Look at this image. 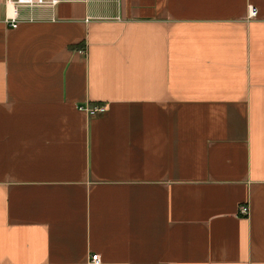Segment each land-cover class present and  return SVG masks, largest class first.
Returning <instances> with one entry per match:
<instances>
[{
  "label": "crops",
  "instance_id": "crops-1",
  "mask_svg": "<svg viewBox=\"0 0 264 264\" xmlns=\"http://www.w3.org/2000/svg\"><path fill=\"white\" fill-rule=\"evenodd\" d=\"M5 13L0 264H264V0Z\"/></svg>",
  "mask_w": 264,
  "mask_h": 264
},
{
  "label": "built area",
  "instance_id": "built-area-1",
  "mask_svg": "<svg viewBox=\"0 0 264 264\" xmlns=\"http://www.w3.org/2000/svg\"><path fill=\"white\" fill-rule=\"evenodd\" d=\"M58 0H3L4 7H8L10 10H12V13H5L4 18L8 22L9 26L14 27L17 23V21L20 19L16 16L15 10L18 7H35V6H52L54 5ZM256 12V9L253 5L248 6V15L252 16ZM79 51L81 53H84V49L80 48ZM79 108H82L85 110L88 114H97L100 112H103L105 109L104 104L102 103H95V104H86V105H79ZM239 213L245 214L247 212V206L246 204H240L238 206ZM89 260L91 262H98L99 257L97 253H91Z\"/></svg>",
  "mask_w": 264,
  "mask_h": 264
}]
</instances>
